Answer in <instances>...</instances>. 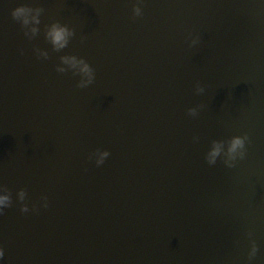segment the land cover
<instances>
[{"label":"water","instance_id":"95a60500","mask_svg":"<svg viewBox=\"0 0 264 264\" xmlns=\"http://www.w3.org/2000/svg\"><path fill=\"white\" fill-rule=\"evenodd\" d=\"M0 189L4 264H264V0H0Z\"/></svg>","mask_w":264,"mask_h":264},{"label":"clouds","instance_id":"9594fccd","mask_svg":"<svg viewBox=\"0 0 264 264\" xmlns=\"http://www.w3.org/2000/svg\"><path fill=\"white\" fill-rule=\"evenodd\" d=\"M42 11L41 7L33 6L27 2H20L12 9V16L22 23L25 27L26 31L30 30L31 34H35L39 31V21H40V13ZM135 13L137 16L143 14V9L140 4H136ZM73 34V29H71L67 24H62L60 22L53 23L48 30V37L51 39L52 43L57 49L65 47L70 37ZM43 55H47L46 52ZM64 64L75 68L77 71L81 72L86 79H82L80 81V87H85L88 84H91L95 79V70L92 65L83 57H77L75 55H65L62 57ZM59 71H65L63 65H58ZM200 90L203 91V85L199 86ZM191 111L195 112L196 109L193 108ZM249 142V136L247 133L244 135H235L228 142V147L225 150L223 141H215L213 146L210 148L208 152V160L210 163H215L217 156H219L222 152L228 157L226 163L230 167H234L239 159H243L247 154V144ZM96 163L98 165L103 164L105 159L110 155L109 149H100L97 148L93 153ZM27 193L24 189L20 191V198L24 200ZM44 206L47 207L48 197L44 195L42 197ZM12 201V197L10 193L5 189H0V214H2L6 207L10 206ZM29 204L25 203L22 206V210L27 212L29 211ZM259 245L253 240L251 250L249 252V258L251 259L257 254ZM5 249L2 245H0V264H4Z\"/></svg>","mask_w":264,"mask_h":264}]
</instances>
